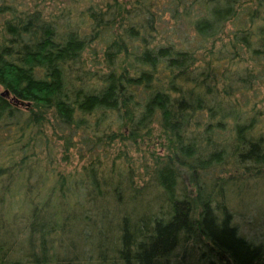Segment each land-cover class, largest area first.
I'll use <instances>...</instances> for the list:
<instances>
[{
    "label": "trees",
    "instance_id": "16d2710c",
    "mask_svg": "<svg viewBox=\"0 0 264 264\" xmlns=\"http://www.w3.org/2000/svg\"><path fill=\"white\" fill-rule=\"evenodd\" d=\"M235 1L213 16L222 18ZM143 4L138 0L134 10H143ZM14 33L20 40L19 27ZM64 42L51 24L37 20L18 48L24 65L14 61L8 46L0 47V85L9 93H0V264H264V246L239 236L232 208L230 213L224 205L212 207L227 196L223 186L200 181L213 166L228 161L239 166L247 144L248 154L257 147L264 151V135L256 128L242 139L233 137L230 145L214 138L217 125L203 116L210 111L207 71L216 64L202 67L205 71L191 65L132 75L128 47L118 42L122 62L88 78L73 69L82 56ZM51 113L61 128L77 123L90 129L113 114L121 131L111 137L126 135L131 141L153 142L152 126L160 124L159 137L167 142H153L164 154L156 159L151 183L135 187L131 178L120 180L112 171L102 175L93 166L75 182L58 176L45 191L48 175L29 154L36 137L27 136ZM88 117L95 119L91 127ZM192 127L197 130L189 138ZM177 180L196 187V195L179 198ZM18 186L24 191L19 199Z\"/></svg>",
    "mask_w": 264,
    "mask_h": 264
},
{
    "label": "rangeland",
    "instance_id": "374dc122",
    "mask_svg": "<svg viewBox=\"0 0 264 264\" xmlns=\"http://www.w3.org/2000/svg\"><path fill=\"white\" fill-rule=\"evenodd\" d=\"M137 1L0 0V47L8 46L14 61L24 65V59L17 55L19 45L26 41L32 24L41 20L51 24L57 38L70 44L75 54H81L73 69L80 75H90L88 78L109 72L122 62L125 54L117 53L118 42L128 47L127 66L132 75L139 71H180L191 65L202 71V67L214 63L205 81L211 88L210 111L203 117L217 125L214 138L218 144L230 145L233 137L242 139L254 128L257 135H264V0H236L222 18H216L213 12L222 10L225 2L232 0H141L145 5L143 10H137L139 16L133 8ZM14 27L20 29V40L16 39ZM180 52L185 57L174 54ZM112 55L116 64L111 62ZM247 73L249 76L244 78ZM228 87L237 91L229 92ZM0 93H5L1 85ZM110 115L99 120L98 126H93L94 117H88L90 127L93 126L90 129L77 123L61 128L51 113L32 129L27 137H36L31 143L37 147L29 154L36 156L43 174L48 175L45 191L54 187L58 176H64L67 183L75 182L93 166L102 175L112 171L113 176L122 175L120 180L131 178L135 187L151 183L156 159L164 154L161 145L153 142H167L166 137H159L160 124L155 122L152 126L153 142L146 137L131 141L126 135L111 137L121 131V123ZM93 128L98 130L99 137H95ZM188 130L190 138L197 128ZM244 150L246 160H236L241 163L239 166L231 161L213 166L200 181L223 186L227 196L212 207L224 205L229 211L232 208V224L239 236L263 247L264 151L257 147L256 153L248 154L249 144ZM177 183L179 198L196 195V187L178 180ZM74 188L82 194L86 192L83 186ZM22 194L23 188L18 186L14 196L19 199Z\"/></svg>",
    "mask_w": 264,
    "mask_h": 264
},
{
    "label": "water",
    "instance_id": "95a60500",
    "mask_svg": "<svg viewBox=\"0 0 264 264\" xmlns=\"http://www.w3.org/2000/svg\"><path fill=\"white\" fill-rule=\"evenodd\" d=\"M2 95H7V96H9V93H8V91H5V93H2Z\"/></svg>",
    "mask_w": 264,
    "mask_h": 264
}]
</instances>
